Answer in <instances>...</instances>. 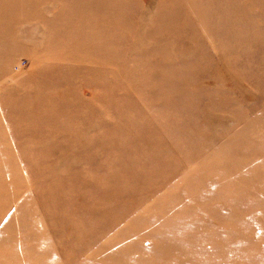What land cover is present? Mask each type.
Instances as JSON below:
<instances>
[{
  "label": "rangeland",
  "instance_id": "374dc122",
  "mask_svg": "<svg viewBox=\"0 0 264 264\" xmlns=\"http://www.w3.org/2000/svg\"><path fill=\"white\" fill-rule=\"evenodd\" d=\"M0 264H264V0H0Z\"/></svg>",
  "mask_w": 264,
  "mask_h": 264
},
{
  "label": "bare ground",
  "instance_id": "6f19581e",
  "mask_svg": "<svg viewBox=\"0 0 264 264\" xmlns=\"http://www.w3.org/2000/svg\"><path fill=\"white\" fill-rule=\"evenodd\" d=\"M249 242H250V240H249ZM249 242H247V244H249V246H252L253 244L251 242L250 243ZM241 258H243V259L246 258V260L253 263L255 261V255L253 253V250L244 251V253H242V255H241Z\"/></svg>",
  "mask_w": 264,
  "mask_h": 264
}]
</instances>
